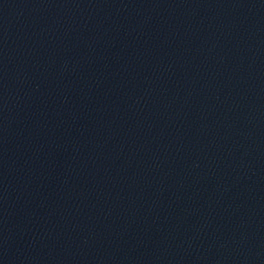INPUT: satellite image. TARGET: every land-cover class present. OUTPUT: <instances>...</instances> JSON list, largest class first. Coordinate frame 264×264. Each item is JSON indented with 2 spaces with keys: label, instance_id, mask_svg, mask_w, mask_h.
Masks as SVG:
<instances>
[{
  "label": "water",
  "instance_id": "95a60500",
  "mask_svg": "<svg viewBox=\"0 0 264 264\" xmlns=\"http://www.w3.org/2000/svg\"><path fill=\"white\" fill-rule=\"evenodd\" d=\"M0 264H264V0H0Z\"/></svg>",
  "mask_w": 264,
  "mask_h": 264
}]
</instances>
